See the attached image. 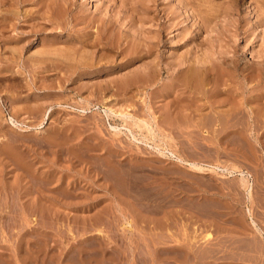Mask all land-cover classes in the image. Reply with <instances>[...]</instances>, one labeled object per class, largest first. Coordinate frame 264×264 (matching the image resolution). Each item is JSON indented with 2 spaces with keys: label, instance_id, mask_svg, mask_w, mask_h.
<instances>
[{
  "label": "rangeland",
  "instance_id": "obj_1",
  "mask_svg": "<svg viewBox=\"0 0 264 264\" xmlns=\"http://www.w3.org/2000/svg\"><path fill=\"white\" fill-rule=\"evenodd\" d=\"M263 7L0 0V264H264V118H164L207 112L202 57L215 99L264 101Z\"/></svg>",
  "mask_w": 264,
  "mask_h": 264
},
{
  "label": "bare ground",
  "instance_id": "obj_2",
  "mask_svg": "<svg viewBox=\"0 0 264 264\" xmlns=\"http://www.w3.org/2000/svg\"><path fill=\"white\" fill-rule=\"evenodd\" d=\"M18 8V7H17ZM264 8V7H263ZM208 11V10H207ZM263 11V10H262ZM200 16V15H199ZM24 22V21H23ZM16 36V35H15ZM55 53L56 54H60V53H58L57 51H55ZM55 53H52V54H55ZM201 53V52H200ZM14 60V59H13ZM176 60V59H175ZM49 61V60H48ZM196 61V60H195ZM210 60H208V62H209ZM205 62H207V60L204 58V57H202V59L200 60V58H199V60L197 61V62H194V63H192V64H190V65H188V67L187 68H185V70H179L180 71V73H181V71L182 72H184L185 74H187V81H188V84H189V86H191V84H194L195 86H197V87H193V89H195L196 88V90H201V91H203V94H204V96H206V97H208V100H207V106L205 107L206 108V110H207V112L206 113H203V111H201L202 109V107L201 108H198L197 106H196V108H194V109H190V108H188L189 110H188V113H186L185 111L184 112H181V113H179V112H175V113H172V114H169V115H166V117H164V118H195V117H198V118H213V120H212V124H210V127H212V128H208V126L209 125H207V127H205V129H212L211 131H213L214 133L217 131V129L215 128H213V127H216V126H220L221 128H219L218 130L220 131V132H223V133H227V134H225L226 136L225 137H227L228 135H231V134H236L237 133V135L239 134V136H243V133H244V129H240V128H238V129H236V130H234V131H230V132H228V131H226V130H228V129H230L231 127H234L235 126V124H237L238 123V121L235 123V124H233V120H235V119H237V118H249V119H251V120H253V128L254 129H260L258 126H257V124H258V120L257 119H254V118H264V101L261 103L260 102V104H257L256 102H258L259 101V98H260V96H261V94L260 95H255V96H252V97H250V101L249 102H251V104H252V102L254 101L257 105H255V108L254 107H252V106H249L248 107V104L244 101V98L242 97V100L241 99H239V100H237V102H233L232 100H234V99H229L227 96L226 97H224V98H221V99H215V98H217V95H218V92H221L222 91V89H220L219 88V83H220V81H221V79H222V76H225L224 74H222V72L221 73H219V72H215V70L213 69V67L210 65H208V66H205L204 64H205ZM207 62V64H209ZM36 63V62H35ZM190 63V62H189ZM234 64V63H233ZM196 65H199V66H196ZM159 67V66H158ZM257 68V67H256ZM263 68V67H262ZM249 70V69H248ZM259 70V69H258ZM178 71V70H177ZM218 71V70H217ZM236 71V70H235ZM251 71V70H250ZM179 73V72H178ZM225 73V72H224ZM227 73V72H226ZM263 72L261 71V69H260V71H258V74H257V78H259V76L262 74ZM57 75V74H56ZM228 75V74H227ZM229 75H233V74H229ZM249 73L247 74V75H244V76H242V77H244V79H246L245 77H249ZM262 76V75H261ZM177 77H178V75H177ZM228 78H229V76H227ZM250 77H251V75H250ZM185 78V77H184ZM152 79V78H151ZM186 79V78H185ZM224 79V78H223ZM222 79V80H223ZM251 79V78H250ZM228 80V79H227ZM183 81H185V80H183ZM125 83V82H124ZM130 83V82H129ZM223 83V82H222ZM128 85V84H127ZM188 87V86H187ZM191 88V87H190ZM200 92V91H199ZM202 94V95H203ZM206 94V95H205ZM221 94H219L218 96H220ZM237 96V95H236ZM264 96V95H263ZM206 97H205V99H206ZM232 97H234V96H232ZM238 97V96H237ZM241 98V97H240ZM244 102L247 104V107H246V105H244ZM259 103V102H258ZM254 104V103H253ZM204 106V105H203ZM181 108V107H180ZM222 108V109H221ZM187 109V108H186ZM184 110V109H183ZM183 110H181V111H183ZM203 110H205V109H203ZM186 113V114H185ZM122 115V114H121ZM223 118H226V119H224V120H227V119H229L228 120V122H223L221 119H223ZM171 120V119H170ZM191 120V119H190ZM184 122V121H183ZM173 123V122H172ZM141 124V123H140ZM166 124V123H165ZM239 124V123H238ZM142 125L143 126H145V128L144 127H142V128H144V129H146V132L145 133H147V138L149 137V135L151 136V137H153L154 139H156L155 137L156 136H158V135H156L155 133L157 132H155L154 131V128H153V126H150L149 124H148V122H146V121H142ZM158 125V123L157 124H155V126H157ZM162 125V124H161ZM203 125V124H202ZM262 125V124H261ZM204 126V125H203ZM250 127L249 128H251V130H253L252 129V125H249ZM140 127V126H139ZM158 128H159V126H158ZM158 128L156 129V130H158ZM159 129H161V128H159ZM248 130V129H247ZM172 131V130H171ZM207 131V130H206ZM210 131V132H211ZM255 131V130H254ZM158 132H160L159 130H158ZM207 132H209V131H207ZM219 132V133H220ZM251 132V131H250ZM258 132V131H257ZM162 132H160L159 134L162 136L163 134H161ZM213 135V134H212ZM262 136L261 137H263L264 136V133L263 134H261ZM163 136H167V135H163ZM221 136V135H220ZM259 136V135H258ZM257 135H256V137L254 138L255 139V142L256 143H258L259 144V146H261V148L264 150V146H263V144H264V142L263 141H261V140H259V137H258ZM134 137V136H133ZM145 137V138H146ZM169 137V136H168ZM168 137H166V138H168ZM224 137V138H225ZM260 137V138H261ZM215 138V137H214ZM220 138V137H219ZM159 139V138H158ZM153 140V139H152ZM161 140H162V137H161ZM221 140V139H220ZM263 143V144H262ZM257 147V146H256ZM217 151H218V149H217ZM262 152V151H261ZM218 153V152H217ZM220 153V152H219ZM174 154H176V153H174V151L172 152V155L173 156H170V157H175V155ZM25 156V155H24ZM180 156V155H179ZM176 158H177V160L179 161V162H184V159L183 158H181V157H177L176 156ZM216 160V159H215ZM123 162V161H122ZM196 162V161H195ZM124 163V162H123ZM186 163V162H185ZM23 164V163H22ZM188 164V166L189 167H191V168H193V169H197V170H202L203 168L200 166V165H198L197 163H194V162H192L191 161V163L190 162H188L187 163ZM186 165V164H185ZM232 165V164H231ZM231 168H233V166L232 167H230V169ZM129 169V168H128ZM228 169V168H227ZM234 169V168H233ZM232 170V169H231ZM235 170V169H234ZM238 170V169H237ZM101 171V170H100ZM236 171V170H235ZM242 173V172H241ZM48 175V174H47ZM102 175V174H101ZM242 175V174H241ZM241 179V178H240ZM246 179V178H245ZM245 179H243V177H242V182H243V184H245ZM46 181V180H45ZM58 181V180H57ZM60 181V180H59ZM107 181V180H106ZM241 181V180H240ZM48 182V181H47ZM47 182H45V183H47ZM241 182V183H242ZM27 183V182H26ZM52 184V183H51ZM242 184V185H243ZM247 184V183H246ZM244 185L245 187L247 186V185ZM249 184V183H248ZM49 185V182H48V184H44V186L43 187H40V186H38V187H40V191H41V193H43L44 191V189H48L47 188V186ZM129 185V184H128ZM50 186V185H49ZM61 186V185H60ZM55 189H57V188H55ZM54 189V190H55ZM66 189V188H65ZM247 189V188H246ZM50 190V189H49ZM59 190V189H58ZM39 191V192H40ZM48 191V190H47ZM51 191V190H50ZM49 192V191H48ZM52 192V191H51ZM117 192V191H116ZM250 193V192H249ZM248 193V194H249ZM49 195V194H48ZM42 196V195H41ZM119 197V196H118ZM50 198V197H49ZM49 198H47V196H44V194H43V199H48L47 201H49ZM38 200V199H37ZM56 200H58V199H56ZM52 201H53V199H52ZM61 201V200H60ZM41 200H39V202L37 201V204L36 205H34L33 206V209H32V212H37L36 210H39V212L41 211V212H44V211H47V212H49V213H51L52 211H53V207H50V209H49V207H48V209H47V207H46V209L43 207V206H41ZM44 202V201H43ZM62 202V201H61ZM48 203V202H47ZM43 204V203H42ZM56 204V203H55ZM31 207H32V205H31ZM119 208V207H118ZM120 211V210H119ZM247 211V210H246ZM54 212V211H53ZM33 215V214H32ZM13 225V224H12ZM105 226V225H104ZM45 235V234H44ZM142 238V237H141ZM24 243V242H23ZM25 249H26V247H25ZM33 249V248H32ZM174 250V249H173ZM61 263V262H60Z\"/></svg>",
  "mask_w": 264,
  "mask_h": 264
}]
</instances>
